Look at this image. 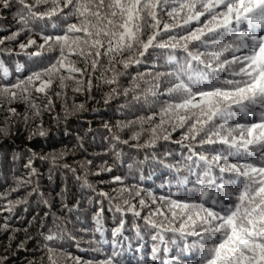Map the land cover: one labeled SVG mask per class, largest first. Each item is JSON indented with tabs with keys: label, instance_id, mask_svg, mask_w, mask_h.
<instances>
[{
	"label": "trees",
	"instance_id": "trees-1",
	"mask_svg": "<svg viewBox=\"0 0 264 264\" xmlns=\"http://www.w3.org/2000/svg\"><path fill=\"white\" fill-rule=\"evenodd\" d=\"M9 3L7 8L0 5V39L18 31L20 34L15 40L5 39L0 44V85L7 86L26 81L59 56L58 49L33 56L31 53L39 50L37 46L21 50V43L26 44L31 38L37 45L41 44V33L61 35L68 24L78 22L75 17L33 20L27 29L20 31L22 6L19 0H9ZM159 18L161 28L163 23L173 22L163 11L159 12ZM198 26L193 21L187 28ZM238 30L247 31V25L241 24ZM151 31L147 28L142 39L146 41ZM256 33L261 34V30L257 29ZM185 34L186 29L175 28L160 38L167 41L169 35ZM189 47L192 51H206L204 46ZM169 55L175 59L169 60ZM185 55L182 49L149 48L143 57L135 50L125 52L116 57L117 61L135 57L140 63L133 62L127 69L122 62L115 63L116 72L122 73L115 84L105 83L113 75L108 71L110 56L101 57L95 71L91 68L93 57L85 62L72 56L70 59L77 67L87 69L83 75L74 73V79H66L63 85L54 76L52 85L44 93L35 91L40 84L35 81L29 86L28 100L0 96V129H4L0 131V264H49V247L56 250L58 264H76L77 259L85 264H101L109 257H114L116 264H202L201 236L172 231L158 234L145 220L157 209L168 211V204L161 202V197L205 202L200 200V192L207 190L220 204H231L234 197L230 198L224 189L207 181L215 179L217 184H228L231 178L235 181L231 185L233 190L242 187L244 182V178L228 173L222 176L218 168L210 176H204L202 162L199 166L193 164L187 159L188 149L178 143L187 125L173 131L164 114L163 109L182 99L180 93H168L167 88L175 80L167 74L176 71ZM61 71L68 75L65 70ZM161 73L165 75L159 76ZM226 75L222 73L221 77ZM206 86L204 82L193 85V89H206ZM76 88L80 90L75 91ZM33 103L39 115L34 114L37 109L32 107ZM10 108L16 113H10ZM149 116L151 121L147 120ZM162 119L164 123L157 128L155 144L143 147L152 138L151 129L161 125ZM257 119L237 116L228 123H250ZM137 133L139 139H133ZM164 135H169V139L165 140ZM125 140L128 143H123ZM205 147H209L206 154L210 158L216 154L211 148L219 151L226 146ZM29 162L31 166L26 167ZM108 168L111 171L104 170ZM115 177L120 180L116 181ZM102 192L115 199L110 203L100 195ZM141 199L146 206L140 205ZM125 200L135 206L140 216L115 211L117 203L127 209ZM9 201L15 205L12 211L6 210ZM206 206L218 207L211 199H207ZM98 212L99 225L95 220ZM152 219L159 223L164 217ZM121 221V232L113 237V230ZM169 226L178 228L179 220ZM48 235L57 238L46 240Z\"/></svg>",
	"mask_w": 264,
	"mask_h": 264
},
{
	"label": "snow or ice",
	"instance_id": "snow-or-ice-1",
	"mask_svg": "<svg viewBox=\"0 0 264 264\" xmlns=\"http://www.w3.org/2000/svg\"><path fill=\"white\" fill-rule=\"evenodd\" d=\"M19 3L23 9L19 18L22 25L20 31L27 29L33 20L61 17L67 20L75 17L78 22L68 24L61 35L41 33V44L37 45V41L31 38L26 44H20L21 50L36 45L39 50L31 53L33 56L57 49L59 56L49 67L28 76L26 81L10 86L0 85V96L12 100L18 96L28 100L31 96L29 86L34 85L35 81H40L35 91L44 93L52 85L54 76H58L63 85L66 79H74L72 74L83 75L87 69L77 67L75 61L70 59L72 56L80 57L85 62L93 57V71L98 68L101 57L110 56L111 67L108 71H112L113 75L106 78L105 83L115 84L118 76L122 75L116 72L115 63L122 62L125 69L133 62L140 63L135 57L117 61L116 57L125 52L135 50L143 57L149 48L183 50L186 54L183 63H178L176 71L167 74L175 80L167 88L168 93H180L182 99L163 109L164 114L169 118L173 131L187 125V131L178 143L188 149L187 159L193 164L199 166L202 162L204 176H210L218 168L222 176L228 173L244 178V182L242 187L233 190L231 185L235 181L231 178L228 184H217L215 179L207 181L224 189L230 198L234 197L231 204H220L209 196L207 190L200 192V200L205 202L167 200L161 197V202L166 201L168 204V211L157 209L150 217H145L146 223L157 229L158 234L172 231L181 235L201 236L202 264H264V0H19ZM0 5L9 7V0H0ZM161 11L173 21L163 23L162 28L159 18ZM201 17L204 19L201 20ZM193 21L200 26L187 28ZM241 24H246L248 30H238ZM147 28L152 31L145 41L142 36ZM175 28L186 29V34L169 35L167 41L160 38ZM257 29L261 30V34L256 33ZM19 34L18 31L0 39V44L5 39L15 40ZM229 36L230 40L227 39ZM190 45L196 48L204 46L206 51H192ZM173 59L175 57L169 55V60ZM61 70H65L68 75H63ZM222 73L227 75L222 78ZM204 82L206 89L194 91L193 85ZM88 83L91 86V80ZM112 91L115 93L116 89ZM148 91L155 94L152 89ZM32 107L37 109L34 114L39 115L37 105L33 103ZM9 112L15 114L16 110L10 108ZM237 116L258 119L250 123H228ZM147 120L151 121L152 117H147ZM218 120L222 122L217 124ZM163 123L162 119L161 125L151 129L152 138L143 147L155 144L157 128ZM40 135L43 136L44 132L41 131ZM163 138L167 140L169 135ZM133 139H139V133L134 134ZM216 144L226 147L219 151L211 148L216 154L209 158L206 154L209 147L205 146ZM30 166L31 162L26 165ZM104 170L111 171L110 168ZM176 170L180 171L179 168ZM188 170L191 171V167ZM114 179L119 181L120 177ZM84 183H88L86 178ZM100 195L109 199L110 203L115 199L107 193L102 192ZM207 199H211L212 204L218 207L206 206ZM153 202H156L155 199ZM124 204L128 205L127 209L117 203L114 205L115 211L133 212L140 216V212L129 201L125 200ZM140 205L146 206L143 199ZM14 207L13 202L9 201L6 210L12 211ZM153 216H162L164 220L158 223L152 219ZM95 220L99 225V212ZM177 220L178 228L169 226ZM122 227L123 221L113 230V237L120 234ZM56 238L53 235L45 237L46 240ZM160 238L163 239L162 236ZM48 252L49 264H58L56 250L49 247ZM76 264L85 262L77 259ZM101 264L116 262L114 257H109Z\"/></svg>",
	"mask_w": 264,
	"mask_h": 264
}]
</instances>
